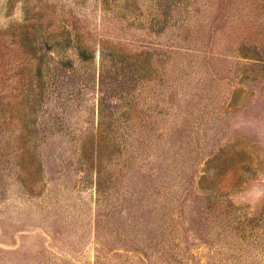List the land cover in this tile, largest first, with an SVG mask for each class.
Masks as SVG:
<instances>
[{
	"label": "rangeland",
	"instance_id": "rangeland-1",
	"mask_svg": "<svg viewBox=\"0 0 264 264\" xmlns=\"http://www.w3.org/2000/svg\"><path fill=\"white\" fill-rule=\"evenodd\" d=\"M98 243L264 264V0H0V264Z\"/></svg>",
	"mask_w": 264,
	"mask_h": 264
},
{
	"label": "trees",
	"instance_id": "trees-1",
	"mask_svg": "<svg viewBox=\"0 0 264 264\" xmlns=\"http://www.w3.org/2000/svg\"><path fill=\"white\" fill-rule=\"evenodd\" d=\"M80 54H83L84 55V50L82 51L81 50V53ZM123 231L121 230V236L124 238V235H123V233H122ZM146 232H141V235L142 234H144L143 235V237H147L146 236V234H145ZM141 235H139V236H137V235H135V239L134 240H132V242H134V243H138V244H142V243H144V239L141 237ZM136 240V241H135ZM151 239H149V241H150ZM151 242V241H150ZM99 244V243H98ZM121 245L123 246V248L122 249H126V250H130V251H141V252H143L141 249H143L144 248V246H145V248H150V243H145L144 245H143V247H139L140 245H138L137 247L138 248H140V249H137V247H128V248H126V245L124 244V243H121ZM104 246L105 245H103L102 243L101 244H99V248L96 250V252H97V254H95V256H94V261H93V263L92 264H109V263H107V262H105L104 260H107V258H106V256L104 255V254H102V248H104ZM108 250H110V252H112V250L113 249H111V248H109ZM144 253V252H143ZM145 254V253H144ZM118 257H120V256H114L113 255V258H115V259H117ZM110 264H124V263H118L117 261H113L112 263H110Z\"/></svg>",
	"mask_w": 264,
	"mask_h": 264
}]
</instances>
